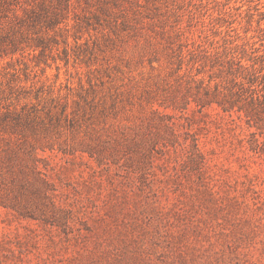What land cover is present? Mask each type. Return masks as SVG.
Wrapping results in <instances>:
<instances>
[{"label":"rangeland","instance_id":"374dc122","mask_svg":"<svg viewBox=\"0 0 264 264\" xmlns=\"http://www.w3.org/2000/svg\"><path fill=\"white\" fill-rule=\"evenodd\" d=\"M0 264H264V0H0Z\"/></svg>","mask_w":264,"mask_h":264},{"label":"trees","instance_id":"16d2710c","mask_svg":"<svg viewBox=\"0 0 264 264\" xmlns=\"http://www.w3.org/2000/svg\"><path fill=\"white\" fill-rule=\"evenodd\" d=\"M196 146H198V143L196 142Z\"/></svg>","mask_w":264,"mask_h":264}]
</instances>
